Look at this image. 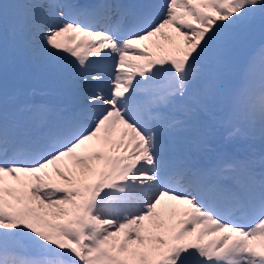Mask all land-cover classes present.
Masks as SVG:
<instances>
[{
    "label": "snow or ice",
    "instance_id": "1",
    "mask_svg": "<svg viewBox=\"0 0 264 264\" xmlns=\"http://www.w3.org/2000/svg\"><path fill=\"white\" fill-rule=\"evenodd\" d=\"M257 21L264 0H27L11 25L0 11V53L22 29L74 92L52 110L0 91V264H264V160L208 162L201 119L264 137V48L228 96L216 71Z\"/></svg>",
    "mask_w": 264,
    "mask_h": 264
},
{
    "label": "rangeland",
    "instance_id": "2",
    "mask_svg": "<svg viewBox=\"0 0 264 264\" xmlns=\"http://www.w3.org/2000/svg\"><path fill=\"white\" fill-rule=\"evenodd\" d=\"M11 1L15 3L16 6L18 7L16 12L21 13L24 11V5L27 3V0H11ZM13 19H16V17L12 18L11 16L7 15V23L9 25H11L15 21ZM257 24L258 23H256L254 27H256ZM257 26H260V24ZM254 27L250 31L242 35L241 38L233 45V47L226 55L223 62L220 64V66L216 70L218 81L223 86V93L225 96L230 95L234 89L240 87L242 84V69H243L242 65L245 63V59L243 60L242 53L243 52L245 53V51H249V52L252 51V47H253V46L247 47L246 46L247 42L244 41V39L250 38L249 35L255 32ZM168 31L171 34L175 35V33L172 30H168ZM17 32L21 34V30H18ZM19 36H20L19 41L15 39L16 44L12 45L11 46L12 49H10L8 44L10 43V39L12 38V33L9 32L7 36L6 44L4 45V51L0 53V56L1 54L4 55V59L0 58V67H2L1 65H6L5 67L6 69L3 67L5 71L7 70L10 73L20 72L23 74V76L30 79L31 78V64L34 59L33 53L30 52L29 47L27 45V36L26 35L24 37H21V35ZM153 39H156V38H153ZM262 48H264V44L263 46L261 45L260 49ZM233 51H237L235 52L236 54H233L234 57H232ZM259 51L256 53L257 55ZM239 54H242V56L238 58L237 55ZM38 62L41 65H43L45 68H47L45 71H48L50 67L49 66L50 62L48 61H38ZM4 69L0 68V71L4 72ZM224 75L228 76L226 82L222 80V77ZM17 80L18 78L5 77L3 79L0 77V82L3 85V88L6 87L8 93H10L12 96L16 95L17 100H24L28 105H31L29 98L27 97L26 93H24L23 89L20 88L19 86L20 84ZM0 91H3V89H1ZM14 101H15V98H14ZM214 111H215L217 118H219L220 120H223L226 116H228V112L223 108H217V109H214ZM241 119L243 118L239 116L232 117L231 125L228 126V128H226L227 131H229L230 129L236 130L237 121H240ZM211 127L222 128L224 127V125L213 124ZM243 128L248 129V130L250 129L249 136H243L242 133L236 130L237 133L233 134V136L231 137L233 139L232 142L228 143L226 142V139H225L226 135H224L220 141V144L216 148H213L214 146L209 147V149H211V153L206 155L207 158L211 157L212 155H216L217 153H219V151L224 153L226 158H228L229 155L233 156V153H241L245 156L251 155V153H258L260 151L258 149L259 147L264 151V137H262L260 131H257V128H259V126L250 125L249 123L246 122L243 125ZM177 141L179 142V138L177 139ZM53 176L54 178L55 177L59 178L55 176L54 173H53ZM9 184L13 187H17L16 186L17 184L15 183H9ZM179 219L180 217L177 216L171 221V223H176ZM52 222L60 223L62 221L53 219ZM197 231H199V229H197ZM217 234H222V233H217ZM208 237L209 236L204 237V243L209 242ZM193 238L194 237H188V239H193Z\"/></svg>",
    "mask_w": 264,
    "mask_h": 264
},
{
    "label": "bare ground",
    "instance_id": "3",
    "mask_svg": "<svg viewBox=\"0 0 264 264\" xmlns=\"http://www.w3.org/2000/svg\"><path fill=\"white\" fill-rule=\"evenodd\" d=\"M32 81L35 83V87L30 86V80H24V84L22 85L26 94L31 97L32 105H46L52 110V106L64 107L65 109L71 108L73 104L74 92L73 86L66 73L57 72L53 68L52 71L45 76H34ZM169 81V77L161 76L154 85L165 86V89H167ZM16 108H20L17 103ZM207 124H212V121H208ZM242 132L246 136L249 135V132ZM220 136L221 131L219 129H212V138L209 146L213 145L217 140L216 138H219ZM55 179L58 180L57 178ZM162 202L164 205H171L167 200Z\"/></svg>",
    "mask_w": 264,
    "mask_h": 264
}]
</instances>
